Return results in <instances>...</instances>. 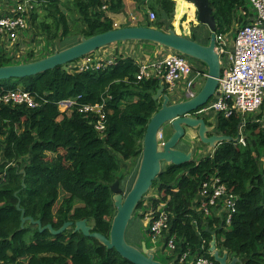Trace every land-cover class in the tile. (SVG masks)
I'll list each match as a JSON object with an SVG mask.
<instances>
[{
    "label": "trees",
    "instance_id": "obj_1",
    "mask_svg": "<svg viewBox=\"0 0 264 264\" xmlns=\"http://www.w3.org/2000/svg\"><path fill=\"white\" fill-rule=\"evenodd\" d=\"M30 1L32 27L51 42L48 55L78 43L82 36L114 29L113 19L102 10V0ZM132 1L148 4L158 17L154 24L137 26L163 29V18L172 17L176 9L174 0ZM124 2L111 0L108 12H121L126 8ZM211 2L217 34H227L234 25L248 22L242 15L247 11L249 16L247 0ZM37 5L43 13L37 11ZM198 28L190 38L209 44L210 35L202 41ZM78 36L79 40H74ZM65 42L67 46H62ZM9 54L0 49V67L14 64ZM114 56L111 64L99 69H68L75 61L38 76L14 79L15 83L0 81V96L23 90L39 102L36 108L0 103V264H133L98 240L74 233V227L53 235L48 229L41 232L30 221L23 224L22 210L17 209L20 201L26 216L41 220L43 226L52 224L56 230L68 221L86 219L94 232L110 236L117 213L110 186L119 180L124 194L130 191L137 173L131 181L118 173L124 163L141 157L147 125L162 104L153 98L160 88L159 78L138 80L139 64L122 54ZM38 59L30 51L22 62ZM70 98H77V105L70 113H62L58 102ZM86 104L104 105L103 133L96 130L93 116L78 111ZM212 118L214 133L244 138L245 145L225 141L199 162L193 159L164 167L152 186L158 195H164L153 200V208L156 216L164 204L170 223L157 244L168 252V239L176 236V248L168 252L169 264H189L198 255L211 257V232H215L220 251L238 257L240 264H264V109L244 116L219 114ZM212 177L220 178L238 197V211L229 227L220 217H205L195 206L203 182ZM144 202L145 197L129 224L130 232Z\"/></svg>",
    "mask_w": 264,
    "mask_h": 264
},
{
    "label": "water",
    "instance_id": "obj_2",
    "mask_svg": "<svg viewBox=\"0 0 264 264\" xmlns=\"http://www.w3.org/2000/svg\"><path fill=\"white\" fill-rule=\"evenodd\" d=\"M184 1L195 6L200 23L209 28L211 32L209 44H201L178 34L172 27L173 17H171L162 20L165 25L164 29L143 25L114 28L91 37L82 36L78 43L63 50H57L44 58L0 67V81L38 76L58 66L78 61L109 45L128 41L155 43L198 60L207 66L204 86L193 98L172 103L171 97L166 93L165 84L160 82V88L153 98L162 103L161 108L152 116L147 125L140 165L134 183L126 195L119 180L110 186L114 194L113 202L117 213L113 219L109 237L94 232L86 219L75 223L68 221L57 230L52 224L43 226L41 220L26 216L19 201L17 209L22 210L23 224L30 221L37 225L41 232L48 229L53 235H60L74 227V233L81 232L85 237L98 240L107 249H115L121 257L133 264H164L155 257L157 249H147L145 244L142 248H138L127 240V230L139 203L150 191L155 179L162 173L165 166H180L193 160L192 149L184 151L178 148L180 142L186 137L187 129L196 131L198 139L208 145L211 151L225 141H240V137L234 139L231 136L214 133L215 126L210 125L211 122L207 117L193 115L201 107L207 105L216 94L223 68L221 57L216 51L217 20L213 14L211 0ZM167 124L170 125L172 134L162 143L161 130ZM22 173L24 174V171ZM211 233L213 239L209 251L214 260L218 264H240L238 257H230L227 251L220 252L217 248L216 233Z\"/></svg>",
    "mask_w": 264,
    "mask_h": 264
},
{
    "label": "built area",
    "instance_id": "obj_3",
    "mask_svg": "<svg viewBox=\"0 0 264 264\" xmlns=\"http://www.w3.org/2000/svg\"><path fill=\"white\" fill-rule=\"evenodd\" d=\"M14 5L13 12L7 16L0 17V49L11 50L19 40L20 36L28 28L27 16L31 14L33 6L30 0H12ZM111 0H102V10L106 11ZM249 16L247 11L242 15L248 22L235 29L233 48L230 47L227 35L216 33V51L221 57L222 76L216 94L207 105L201 107L194 116L207 117L214 113L230 117L233 114L242 116L249 113L260 112L264 109V0H247ZM29 11V14L27 12ZM156 14L150 12V20L154 21ZM185 35V34H184ZM186 36V35H185ZM91 55L85 56L88 60H80L78 64L72 66L73 69L86 71L89 69H99L111 64L115 57L102 54L93 58ZM103 55L105 57H103ZM222 56H225L227 63L224 65ZM190 57L173 52L159 62H145L140 64L137 75L138 80L150 79L153 77L162 78L169 93H174L180 85L185 86L184 95L193 98L197 94L195 90L196 81L203 75L202 70H195L189 63ZM0 103H14L27 105L31 108L39 106V102L27 91L15 90L0 96ZM77 105V98H70L58 102L62 113H70ZM78 111L85 117L93 116L96 130L103 133L106 129V111L104 105H80ZM162 143L164 135H160ZM240 142L245 145L244 138ZM238 197L230 192L228 187L218 177H212L203 182L198 198V211L205 217L213 215L221 217L226 226H231L234 216L238 211ZM164 204L159 208V214L155 216L152 210L147 215L149 224V234L154 244L169 229V217L163 210ZM216 213H215V212ZM176 236L168 239V251L176 248ZM157 248V247H155ZM187 257L185 254L181 261ZM189 264H217L212 258L198 255Z\"/></svg>",
    "mask_w": 264,
    "mask_h": 264
},
{
    "label": "rangeland",
    "instance_id": "obj_4",
    "mask_svg": "<svg viewBox=\"0 0 264 264\" xmlns=\"http://www.w3.org/2000/svg\"><path fill=\"white\" fill-rule=\"evenodd\" d=\"M13 3H8L10 2ZM65 1V0H63ZM176 1V9H175V13H174V24L173 25V29L180 35L185 34L186 36H188L189 38L193 36V30L197 27H199V20L197 18V10L194 8H188V15L190 17V19L186 16V18L184 17L181 20V23H179L180 19L177 20L178 17H175V15L177 16V14L180 15V12L177 10V6H178V2L180 0H175ZM31 5L33 6L32 2L30 1ZM16 3L12 2V0L9 1H0V16L5 15L6 13H11L13 12L12 9H14V5ZM250 8L251 6L248 5ZM33 9V8H32ZM42 6L41 5H37V11H39L40 13H43V11L41 10ZM137 8H136V4H134L133 6H131L129 9L127 8L126 11V15L124 16H119L118 18H116L114 20V27L115 28H121L122 25L125 24H130L132 26H137L139 23H144L146 24L147 21L144 17V13L142 15H140L139 13L136 12ZM32 11V10H31ZM27 14H29V11L27 12ZM32 15L30 14V16H27V22H28V28L26 31H24V33L21 34L19 40L17 41L16 45L10 50V57L11 60L14 64L19 63L20 61H24V58L27 56L28 53H30V51L34 52L35 58H43L46 55L50 54L52 51V47H51V42L49 39H47L46 37L43 36H39L38 34H36V30L35 28L32 27ZM157 21V18L152 22L153 24ZM70 22H72V19L70 18ZM192 24H189L191 23ZM233 30H235V25ZM198 34L200 36H203V38H201L202 41H207V37L210 35V31L208 32H204L207 30H201V28H198ZM80 38V36L76 37L74 40L78 41ZM73 40V41H74ZM136 42L134 41H129L128 44L125 43H115L112 45H109L105 48H102L96 52H94V54L92 55L93 58L96 59V57L101 56L102 54H105V56L107 55H117V52H122L121 54L127 55L126 57H130L132 58V55L135 56V44ZM67 42L61 44L62 46H67ZM75 44V43H74ZM7 50V49H6ZM126 50V51H125ZM103 55V57H105ZM116 57V56H114ZM189 63L191 64V66L195 69V70H202V68L207 69V66L205 64H203L202 62L195 60L193 58H189ZM222 61L224 62V65L227 63V59L225 56H222ZM78 62H80V60L76 61V63L78 64ZM75 63V64H76ZM73 64V65H75ZM68 67V66H67ZM72 68V65H70L68 67V69ZM16 81L13 80V83H15ZM19 87L21 88L22 85L20 84ZM183 95L184 92L180 89V87L172 94H170L169 96L171 97L172 100H174L177 97H181L183 99ZM214 123V120H213ZM264 127V124H263ZM162 133L164 134V138L167 139L171 134V127L169 124H167L166 126L164 125L162 127ZM184 141V140H183ZM195 142L193 143V159L196 162L201 161V159H203L206 156H209L213 153L214 150L211 151V149H209V146L202 143L200 141V139L198 140H194ZM178 148H180V146H178ZM50 157H54V154H50ZM133 160L128 161L125 164L122 165V169L120 170V172L118 173V175L120 176H124L126 179H128L129 181H131L134 177V175L136 174L135 172L136 169H132L133 166ZM128 185H125V187H127ZM161 195H164L163 193H161L160 195H158V191L156 186L151 187L150 191L147 193V195L145 196V202L144 205L141 209V211L138 212V219L135 220V224H139L140 225V231L139 234L136 232V227H132V232H130V230H128V235H127V239L129 242H131L132 245L137 246L138 248H142L143 244H145L147 249H153L154 247H157L158 250L155 253V257L157 260L163 262L164 264H169L168 261V257H169V253L168 252H163L161 250V245L159 244H154L151 236L148 232V230H146V228L142 227L140 223L145 225V222L147 221V215L150 211L154 210L153 208V200L156 198H159V196L161 197ZM63 198V195L62 197ZM61 203V200L57 202L56 206H55V210L59 207ZM141 215H145V218L142 219Z\"/></svg>",
    "mask_w": 264,
    "mask_h": 264
},
{
    "label": "crops",
    "instance_id": "obj_5",
    "mask_svg": "<svg viewBox=\"0 0 264 264\" xmlns=\"http://www.w3.org/2000/svg\"><path fill=\"white\" fill-rule=\"evenodd\" d=\"M175 1V0H174ZM13 2V1H12ZM176 2V1H175ZM8 3H11V2H8ZM125 6H126V8L124 9V10H122L121 12H119V13H110V12H108V9L105 11L106 13H107V15L111 18V19H113L114 18V20L116 19V18H118L119 16H124V15H126L125 13H126V11H127V8L129 9L131 6H133L134 4H136L135 2H133L132 0H125ZM11 4H13V3H11ZM179 5H181V3H180V1L178 2V6ZM177 6V10L180 12V15L179 14H177V16L175 15V17H178L177 18V20H179L180 19V21H179V23H181V20L185 17L186 18V16L190 19V17H189V15H188V8L187 7H185L184 5H182L181 7L184 9V10H179V7ZM136 8H137V10H136V12L137 13H139L140 15H142L143 13H144V17H145V19H147L146 21L147 22H153V21H151L150 20V12H154L155 13V11H153V10H151L149 7H148V4H146V5H138V4H136ZM104 11V10H103ZM174 13H175V11H174ZM174 13H173V15H172V17H173V25H175L174 24ZM145 14H147V16H145ZM156 14V13H155ZM156 18H158L157 17V14H156ZM171 18V17H170ZM170 18H168V17H166V18H163V20H166V19H170ZM113 20V21H114ZM176 20V19H175ZM191 20V19H190ZM115 24V23H114ZM164 24V23H163ZM189 24H192V22L191 23H189ZM173 25H172V27H173ZM199 27L201 28V30H207V31H204V32H208V31H210L209 30V28L207 27V25H204V24H202V23H200L199 22ZM238 25V24H237ZM237 25H236V27H237ZM164 27H165V25H164ZM164 27H163V29H164ZM236 29V28H235ZM224 34V33H223ZM182 35H184V34H182ZM227 35V39H228V43H229V45H230V47L231 48H233L232 47V45H233V43H234V36H235V30H232L231 32H229V33H227L226 34ZM134 42H136L134 45H135V51H134V53H135V56H133L132 55V59H134L138 64H139V66H140V64H142V63H147V62H159V61H162L166 56H168L170 53H173L174 51L173 50H170V49H168V48H165V47H162V46H160V45H158V44H155V43H149V42H146V41H134ZM129 43V41L128 42H126L125 44H128ZM9 53H10V51L9 50H7ZM126 51V50H125ZM122 52H117V54H121ZM123 56H127V55H125V53L124 54H122ZM115 59H116V57H115ZM140 70V69H139ZM202 71L204 72L203 74L205 75V74H207V69H204V68H202ZM153 78H159V77H153ZM159 80H160V82L162 81L164 84H165V82L163 81V79L162 78H159ZM205 81H206V77L205 76H201L197 81H196V84H195V90L198 92L199 90H201L202 89V87L204 86V83H205ZM165 87H166V85H165ZM180 89L183 91V92H185V86L184 85H180ZM166 93L168 94V95H170L171 93H169L168 92V90H167V88H166ZM184 99H187V97L185 96V95H183V99L181 98V97H177V98H175L174 100H172L171 99V101H172V103H174V102H179V101H182V100H184ZM263 110V109H262ZM261 110V111H262ZM215 116V114L214 113H212V114H210L209 115V117L208 118H211V120H210V122H211V124L213 125V126H215L216 127V125H215V123H213V118L212 117H214ZM262 122H263V124H264V119L262 120ZM171 131H172V129H171ZM161 132H162V130H161ZM184 140V141H183ZM181 142H180V144H179V146H180V149H182V150H184V151H188V150H190V149H192V147H193V143L195 142L194 140H198V137H197V134H196V131H193V130H191V129H187V134H186V137L183 139ZM140 160H141V157H139V158H137V159H134L133 160V166H132V169H136V171L138 172V169H139V165H140ZM131 161V160H130ZM125 165H126V163H124ZM137 172H135V173H137ZM135 176V175H134ZM200 197V193H199V195H198V197H197V200H196V202H195V206L197 205V203H198V198ZM215 212V211H214ZM216 213V212H215ZM221 218V217H220ZM222 219V218H221ZM141 224V226L142 227H144V228H146V230H148V232H149V224H148V221H146L145 222V225L144 224H142V223H140ZM133 227H136V232L139 234V231H140V225L139 224H135ZM151 239H152V237H151ZM155 249H157L158 250V248H155ZM169 253H171V251H168Z\"/></svg>",
    "mask_w": 264,
    "mask_h": 264
},
{
    "label": "bare ground",
    "instance_id": "obj_6",
    "mask_svg": "<svg viewBox=\"0 0 264 264\" xmlns=\"http://www.w3.org/2000/svg\"><path fill=\"white\" fill-rule=\"evenodd\" d=\"M180 3H181V5H179L178 7H179V10H184L181 6L182 5H184L185 7H187V8H195V6L193 5V4H191V3H188V2H186V1H184V0H180ZM80 60H82V61H84V60H88V58H86V57H83V58H81Z\"/></svg>",
    "mask_w": 264,
    "mask_h": 264
},
{
    "label": "clouds",
    "instance_id": "obj_7",
    "mask_svg": "<svg viewBox=\"0 0 264 264\" xmlns=\"http://www.w3.org/2000/svg\"><path fill=\"white\" fill-rule=\"evenodd\" d=\"M198 18V17H197ZM199 20V19H198ZM115 28V27H114ZM210 34H211V32H210ZM185 36V35H184ZM186 37H188V36H186ZM94 54V53H93ZM91 55V54H90ZM164 135V134H163ZM241 138V137H240ZM164 140H165V138H164ZM164 142V141H163ZM146 196V195H145ZM154 211V210H153ZM209 229V228H208ZM155 248V247H154ZM218 248V247H217ZM220 252H223V251H220ZM209 254L211 255V253H210V251H209ZM212 257V256H211ZM210 257V258H211ZM213 258V257H212ZM213 260H214V258H213ZM215 261V260H214ZM216 262V261H215ZM217 263V262H216ZM218 264V263H217Z\"/></svg>",
    "mask_w": 264,
    "mask_h": 264
}]
</instances>
